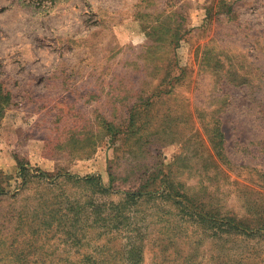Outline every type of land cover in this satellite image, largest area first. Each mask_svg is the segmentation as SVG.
<instances>
[{
    "label": "rangeland",
    "instance_id": "1",
    "mask_svg": "<svg viewBox=\"0 0 264 264\" xmlns=\"http://www.w3.org/2000/svg\"><path fill=\"white\" fill-rule=\"evenodd\" d=\"M0 191V264H264V0H0Z\"/></svg>",
    "mask_w": 264,
    "mask_h": 264
},
{
    "label": "trees",
    "instance_id": "2",
    "mask_svg": "<svg viewBox=\"0 0 264 264\" xmlns=\"http://www.w3.org/2000/svg\"><path fill=\"white\" fill-rule=\"evenodd\" d=\"M22 171H24L23 168H22ZM128 197L130 198V194H127V198ZM137 197L139 198L142 197V193L140 191H138L137 193L133 192V194H131V198L136 199ZM181 206L184 209H186V211H189L188 215L190 216V218H194L193 220L195 223L198 224V226L204 229H209L213 231L212 236H214V238L215 236L222 234V233H236L238 235H245L246 237L253 236V234H248L247 229L243 228L240 225H237V223L233 220L207 216L201 211L194 208L193 206H188V205H181ZM136 249L137 251L131 253V254H135L134 259H132L133 264H134L135 259L139 260V256L141 253L140 246Z\"/></svg>",
    "mask_w": 264,
    "mask_h": 264
}]
</instances>
